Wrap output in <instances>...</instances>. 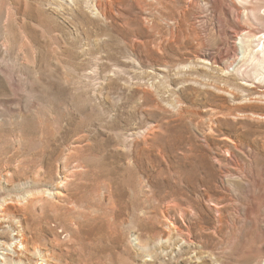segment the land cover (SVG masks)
Instances as JSON below:
<instances>
[{
    "label": "rangeland",
    "instance_id": "1",
    "mask_svg": "<svg viewBox=\"0 0 264 264\" xmlns=\"http://www.w3.org/2000/svg\"><path fill=\"white\" fill-rule=\"evenodd\" d=\"M0 264H264V0H0Z\"/></svg>",
    "mask_w": 264,
    "mask_h": 264
},
{
    "label": "bare ground",
    "instance_id": "2",
    "mask_svg": "<svg viewBox=\"0 0 264 264\" xmlns=\"http://www.w3.org/2000/svg\"><path fill=\"white\" fill-rule=\"evenodd\" d=\"M229 13V12H228ZM246 27L242 26V25H239L238 26V29H237V33H241L244 35V33H246L247 31ZM79 136V135H78ZM82 137V136H81ZM78 138V137H77ZM80 138V137H79ZM64 153V152H63ZM43 154V153H42ZM41 154V158L43 157V155ZM60 156V155H59ZM58 159H61V157H59ZM69 159H70V156H67L66 157L64 156V161L66 165H64V168L67 166L68 162H69ZM56 160V159H55ZM61 162V161H60ZM62 163V162H61ZM64 164V163H63ZM53 166V165H51ZM57 166V165H56ZM54 168H56L55 166H53ZM58 167V170H59V166ZM49 168V171L51 173V177L54 178L55 177V172H54V169L51 168V167H48ZM67 180V176H64V177H59V180L54 182L53 187L51 189H44V190H41L39 191V193H31L28 195V197L30 198L28 200H26L28 203H30L31 205H37L39 203H42L45 205V203L49 200H51L50 198L54 199L55 197H59V198H62V197H66L67 196V192L65 193L63 191V189H65L66 187V182ZM66 190V189H65ZM67 191V190H66ZM27 197V196H26ZM49 205V203H48ZM46 206V205H45ZM50 206V205H49ZM47 208V207H46ZM56 210L58 209V207L56 206L55 207ZM49 210V209H48Z\"/></svg>",
    "mask_w": 264,
    "mask_h": 264
}]
</instances>
